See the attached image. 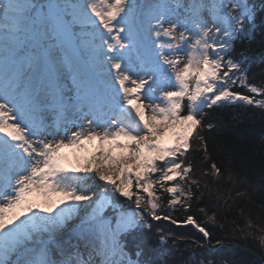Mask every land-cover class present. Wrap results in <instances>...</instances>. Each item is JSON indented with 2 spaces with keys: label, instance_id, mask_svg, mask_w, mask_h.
Wrapping results in <instances>:
<instances>
[{
  "label": "snow or ice",
  "instance_id": "1",
  "mask_svg": "<svg viewBox=\"0 0 264 264\" xmlns=\"http://www.w3.org/2000/svg\"><path fill=\"white\" fill-rule=\"evenodd\" d=\"M254 21L248 0H0V264H140L125 237L151 230L149 218L209 238L158 201L191 207L188 153L199 138L208 159L205 109L264 108L247 55H232ZM91 173L103 183L85 187Z\"/></svg>",
  "mask_w": 264,
  "mask_h": 264
},
{
  "label": "trees",
  "instance_id": "2",
  "mask_svg": "<svg viewBox=\"0 0 264 264\" xmlns=\"http://www.w3.org/2000/svg\"><path fill=\"white\" fill-rule=\"evenodd\" d=\"M248 3L255 9L252 35L237 38L232 55H247L248 83L261 86L264 0ZM233 90L248 94L243 88ZM205 113L201 135L206 141L208 159L204 158L199 138L192 141L188 153V162L193 166L191 177L199 182L192 185L194 198L188 202L191 207L187 212L179 205L170 208L167 194L160 193L158 212L169 213L178 221L192 215L211 235L205 239L191 225L149 218L151 230L143 229L140 240L125 237L132 257L142 264H264V108L238 102L213 106ZM208 123L213 125L211 129L206 127ZM213 162L221 169V175L212 172ZM115 199L125 208H134L119 194ZM213 216L215 223L209 220ZM160 235L165 236L166 243L159 242ZM138 245L142 254L136 257Z\"/></svg>",
  "mask_w": 264,
  "mask_h": 264
},
{
  "label": "bare ground",
  "instance_id": "3",
  "mask_svg": "<svg viewBox=\"0 0 264 264\" xmlns=\"http://www.w3.org/2000/svg\"><path fill=\"white\" fill-rule=\"evenodd\" d=\"M176 130L179 131V128L177 127ZM170 140H171L170 135H166V136H165V141H166V142H170ZM120 142H121V143H127V141H123V140L120 141ZM96 144H97V142L93 141L92 143L86 144V145H85V148L88 149V152H92V151H94V150L96 149ZM66 151H67L68 154L71 156V151H70V150H66ZM83 154H84V153H79L78 155H83ZM84 175L86 176V180H85V184H84L85 187L91 185L92 182H93V180H95L97 183H101V184L103 183V182H101V181H98V178L96 177V174H95V173L84 174ZM51 199H52L53 202H55L56 200L59 199V197L53 196ZM31 200H32V203H33L34 205H35V204H43V203H44L43 199L40 198V197H32ZM60 207H63V205H61ZM56 211H59V208H57ZM71 223H72V221H69V225H71ZM62 233H65V234H64L65 237H68V240H69V239H70V236H71V228L69 227V228L65 229V230H64L63 232H61L59 235H61ZM72 241H74V240H72Z\"/></svg>",
  "mask_w": 264,
  "mask_h": 264
},
{
  "label": "rangeland",
  "instance_id": "4",
  "mask_svg": "<svg viewBox=\"0 0 264 264\" xmlns=\"http://www.w3.org/2000/svg\"><path fill=\"white\" fill-rule=\"evenodd\" d=\"M138 2L139 3H141V4H143V3H146V2H148V0H138ZM239 101H237L236 103H238ZM239 103H243V102H239ZM224 104H231V103H228V102H224ZM131 203V202H130ZM142 231H143V229H137L136 231H134V232H131V233H129L127 236H126V238L127 239H139L140 240V238L142 237ZM65 233H62L61 235H59L58 236V239L61 241V242H68L69 240H68V237H65V235H64ZM76 243V241L74 240V241H72L71 240V244H75ZM71 251H75L74 249H71ZM133 259H135L134 257H132ZM140 264H142V263H140Z\"/></svg>",
  "mask_w": 264,
  "mask_h": 264
}]
</instances>
